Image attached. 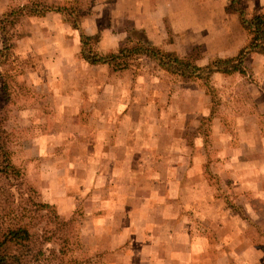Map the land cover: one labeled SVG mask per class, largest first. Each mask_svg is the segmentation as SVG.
<instances>
[{"label": "rangeland", "instance_id": "374dc122", "mask_svg": "<svg viewBox=\"0 0 264 264\" xmlns=\"http://www.w3.org/2000/svg\"><path fill=\"white\" fill-rule=\"evenodd\" d=\"M107 1L112 3L115 0ZM31 2L25 6L12 5L6 10H0V135L10 151L12 162L21 170L24 179L12 188L7 186L6 179L0 181V230L17 225L27 227L31 234L32 251L26 256L28 264H137L139 257L123 252L121 248L117 249V232L122 221L111 220V224H104L102 222L106 220H95L106 215V211H93L99 204L101 208L102 203L88 200L89 196L94 198V192L99 194L96 192L99 190L98 180L102 171L107 174L110 167L109 162L104 160L87 159L89 153L98 149L97 144L102 135L99 127L100 117L105 114L83 109L76 121L74 115L68 112L70 105L67 101L70 98L64 96L77 87L69 80L61 79L64 78L61 74L72 71L81 74L83 81H79V84L90 87L87 100L91 102V106L96 103L103 105L98 96H94L102 93L100 89L105 87L102 75L119 74L117 80L109 77L111 79L108 80V87L125 88V103L121 107L126 109L129 100L134 99L136 112L138 117H141L142 114L146 116L148 111L142 109L143 106H158L157 131L165 126L163 110L166 105L175 100V104L190 107L200 100L201 105L208 108L210 114L204 118L191 114L187 120L195 127L193 121L199 119L198 137L203 139L204 145L207 148L208 145L221 148L228 141L231 145L234 144L238 154L243 152V157H247L246 154L255 157L262 155L261 149L257 147L260 140V144L264 141V61L261 60L264 54H250L242 72H215L208 78L206 73L201 78L174 74L146 55L124 58L128 67L115 70L109 64H105L108 67L94 65L83 58L80 31L73 28L60 11L63 21L73 30V34L70 31L68 35L74 37L73 41L71 37L68 38L64 49H53L51 46L55 42L51 39H46L49 42L45 44L39 39L40 32L36 34L38 40L35 38L29 45L25 41V38L31 35L30 25L35 30L37 28L33 23L30 22L29 25V21H25L27 16L35 15L27 11L34 6L49 5L52 7L49 10L56 12V7L74 8L75 13L79 15L80 30L87 34L83 21L92 14L93 7L100 4L99 0H71L51 4L44 0ZM240 2L247 17L263 9L259 6H254L253 10L249 9V0ZM229 3L228 0V6ZM228 6L227 11L239 18L237 13L228 10ZM25 7L26 12L3 20L11 10ZM110 10L108 7L99 9V17L96 24L94 23L99 29L98 33L87 34L93 39L86 47L102 55L118 53L122 48H131L143 43L175 52L181 58L205 67L217 58L237 55L241 49L233 55L237 42H245L246 37V43L248 42L249 36L240 25L239 18L238 24L230 19L226 22L231 27L230 32L220 29L213 35L218 42L216 49L206 48L205 44L185 45L172 33L161 43L155 44L141 29L133 28L130 21L121 20L122 22L117 24ZM109 27H114V31L117 28L127 30L126 38L117 48L109 47L110 41L101 43L102 32ZM50 34L44 31V35ZM206 37L207 35L204 36ZM215 52L218 54L210 56ZM173 94L176 95L174 99ZM108 95H111L109 106L115 105L116 98L113 94ZM231 111H234L235 123L232 121ZM149 114L151 119L155 120L154 113L150 111L147 115ZM215 120L220 123L215 125ZM193 130L188 134L191 143L197 136V131ZM247 138L251 145L243 147V143H249L245 141ZM212 152L214 153L213 149ZM213 163L218 165L219 169L223 168L222 162L216 160ZM240 177L239 179L243 180V177ZM250 177L252 181L257 180L253 172ZM211 180L218 189L214 195L220 207H234L237 214H252V228L245 234L248 240H251V245L257 247V257L259 250H262L264 264V194L262 201L260 194L251 192V205L257 211L262 208V212L258 211L261 219L259 220L253 213L245 210V193L242 188L240 190L224 186L233 183L231 177L212 176ZM105 181L106 179L103 182ZM124 181L127 182L126 179ZM100 189L105 203L112 202V198L103 191L106 188ZM244 247V244L237 243L239 256L233 258L237 264L243 263ZM224 249L227 252V248ZM227 259L231 261L226 256L225 260Z\"/></svg>", "mask_w": 264, "mask_h": 264}, {"label": "crops", "instance_id": "0c3cea01", "mask_svg": "<svg viewBox=\"0 0 264 264\" xmlns=\"http://www.w3.org/2000/svg\"><path fill=\"white\" fill-rule=\"evenodd\" d=\"M31 1L35 0H0V10H6L12 5L25 6L32 3ZM44 1L51 4L71 0ZM99 2L100 4L93 7L92 14L83 21V27L90 35L98 33L99 29L94 23L96 24L99 17V9L103 7L111 9V16L116 19L117 24L122 22L121 20L130 21L133 28L141 29L155 44L161 43L167 39L169 33H172L185 45L205 44L206 48L216 49L218 42L213 35L220 29L230 32L231 27L226 23L229 19L239 23L238 16L226 9L228 0H115L112 3L99 0ZM254 6L264 8V0H249V9L253 10ZM58 12L49 10L43 14L26 17L25 21H29V25L31 22L37 27L35 30L30 25L31 35L25 38L28 45L35 41L39 32L41 33L39 39L45 44L51 39L55 42L51 47L57 50L66 47L64 44L68 42V38L74 40V37L68 35L70 31L73 34V30ZM44 31L51 34L44 35ZM126 33V28H117L115 31L114 27L106 28L102 32L101 43L110 41L109 47L117 48L126 38ZM246 39L245 42H237L233 55L245 45ZM217 54L215 52L210 56ZM261 60L264 61V55ZM102 65L105 64L99 66ZM61 77L77 87L64 96L70 98L67 101L70 105L68 112L74 115L76 121L83 109L105 114L100 117L99 127L102 135L97 144L98 149L89 153L87 159L104 160L109 162L110 167L107 174L102 171L98 180L99 190L96 192L99 194L94 192V198L91 199L89 196L88 200L102 203L101 208L99 204L93 211L97 209L106 211V215L95 220H106L102 222L104 224H111V220L122 221L121 226L117 224L120 226L117 232V249L121 248L123 252L139 257L140 261L138 260L137 264H237L233 258L239 256L238 243L245 245L241 264H263L262 250H259L260 254L257 257V247L251 245V240H248L245 234L252 228V214L250 216L249 213L237 214L234 207H220L214 195L218 189L215 188L211 177H231L233 183L231 181V185L224 186L240 190L242 188L245 193L243 203L245 210L261 220L259 212H262V208H259L258 212L251 205V192L260 194L263 201L264 141L260 144V140L257 147L261 149L262 155L255 157L249 154L243 157V152L238 154L234 144L231 145L228 141L221 148L210 145L207 148L203 139L198 137L199 119L193 121L195 127L187 120L191 114L197 118H204L210 114L208 108L201 105L200 100L190 107L175 104V100L166 105L163 110L165 126L157 131L158 106L152 104L142 107L148 110L147 114L152 111L155 120L151 119L150 114L138 117L134 99L127 102L129 106L126 109L121 107L125 103L123 95L125 88L108 87V80L111 78L117 80L119 74L102 75L105 87L103 90L100 89L102 93L94 96H98L99 102L103 105L96 103L93 106L87 100L90 87L79 84V81H83L80 73L72 71L61 74ZM108 94H113L116 98L115 105L109 106L111 95ZM175 97L173 94L172 99ZM231 114L235 123L234 111H231ZM219 123V120H215V125ZM191 129L197 131L192 143L188 137ZM245 141L249 142V138ZM249 145L251 142L243 143V147ZM216 160L223 163V168L219 169L218 165H214L213 162ZM251 172L257 180L252 181ZM240 176L243 180L239 179ZM100 188H106L103 191L107 192L113 203H105ZM224 228L226 229L222 230ZM224 247L227 248V252ZM226 256L231 259L230 262L228 259L225 260Z\"/></svg>", "mask_w": 264, "mask_h": 264}, {"label": "trees", "instance_id": "16d2710c", "mask_svg": "<svg viewBox=\"0 0 264 264\" xmlns=\"http://www.w3.org/2000/svg\"><path fill=\"white\" fill-rule=\"evenodd\" d=\"M229 1L228 10L239 15L240 23L249 36L248 42L240 49L237 55L228 58H217L205 67L191 63L181 58L175 52L165 51L153 45L143 43H139L131 48H122L118 53L98 54L91 48L86 47L93 37L80 30L79 15L75 13V9L66 6L56 8L65 15L66 20L71 23L73 28L80 31L81 43L83 45L82 56L90 64H109L115 70H122L128 67L127 61L123 60L124 58L128 59L131 55H146L163 69L174 74L201 78L206 73V77L208 78L210 74L215 72H242L250 54H264V8L251 17H247L240 0ZM49 9H52V7L43 4L41 7L34 6L33 9L27 11L38 15ZM24 12H26V7L13 9L6 14L3 20ZM2 179L7 180L9 188L15 187L14 185L17 182L24 180L21 170L12 162L10 151L7 149L0 135V181ZM8 182L10 185H8ZM30 239L31 234L27 227L23 225L11 226L6 230H0V264H28L26 256L28 252H32L30 251Z\"/></svg>", "mask_w": 264, "mask_h": 264}]
</instances>
